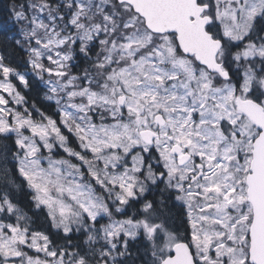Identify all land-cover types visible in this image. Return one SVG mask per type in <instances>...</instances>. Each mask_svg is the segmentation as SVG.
<instances>
[{
  "label": "snow or ice",
  "instance_id": "snow-or-ice-1",
  "mask_svg": "<svg viewBox=\"0 0 264 264\" xmlns=\"http://www.w3.org/2000/svg\"><path fill=\"white\" fill-rule=\"evenodd\" d=\"M9 18L0 264H264V0Z\"/></svg>",
  "mask_w": 264,
  "mask_h": 264
},
{
  "label": "trees",
  "instance_id": "trees-1",
  "mask_svg": "<svg viewBox=\"0 0 264 264\" xmlns=\"http://www.w3.org/2000/svg\"><path fill=\"white\" fill-rule=\"evenodd\" d=\"M20 2H24V0H0V24H3L7 20L8 25L11 26L13 21L9 18L10 8L14 3Z\"/></svg>",
  "mask_w": 264,
  "mask_h": 264
}]
</instances>
